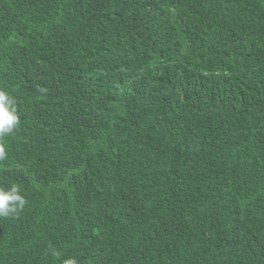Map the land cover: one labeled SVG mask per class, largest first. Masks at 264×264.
<instances>
[{
  "label": "trees",
  "instance_id": "trees-1",
  "mask_svg": "<svg viewBox=\"0 0 264 264\" xmlns=\"http://www.w3.org/2000/svg\"><path fill=\"white\" fill-rule=\"evenodd\" d=\"M0 87V264H264V0H0Z\"/></svg>",
  "mask_w": 264,
  "mask_h": 264
},
{
  "label": "clouds",
  "instance_id": "clouds-1",
  "mask_svg": "<svg viewBox=\"0 0 264 264\" xmlns=\"http://www.w3.org/2000/svg\"><path fill=\"white\" fill-rule=\"evenodd\" d=\"M19 121L15 98L3 87H0V137L11 134L18 126ZM6 157L5 146L0 144V161ZM20 192L21 189L16 184H12L7 189L0 187V217H8L24 207L26 201ZM57 255L59 254L57 253ZM63 264H76V260L65 259Z\"/></svg>",
  "mask_w": 264,
  "mask_h": 264
}]
</instances>
